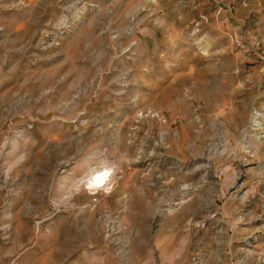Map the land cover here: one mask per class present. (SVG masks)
<instances>
[{
  "label": "rangeland",
  "instance_id": "rangeland-1",
  "mask_svg": "<svg viewBox=\"0 0 264 264\" xmlns=\"http://www.w3.org/2000/svg\"><path fill=\"white\" fill-rule=\"evenodd\" d=\"M0 264H264V0H0Z\"/></svg>",
  "mask_w": 264,
  "mask_h": 264
}]
</instances>
